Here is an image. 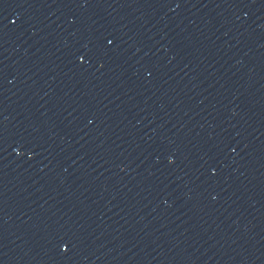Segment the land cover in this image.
<instances>
[{
  "label": "water",
  "instance_id": "95a60500",
  "mask_svg": "<svg viewBox=\"0 0 264 264\" xmlns=\"http://www.w3.org/2000/svg\"><path fill=\"white\" fill-rule=\"evenodd\" d=\"M0 264H264V0H0Z\"/></svg>",
  "mask_w": 264,
  "mask_h": 264
}]
</instances>
